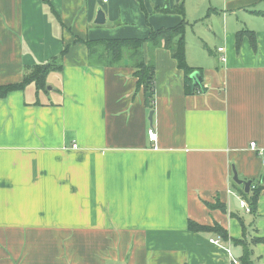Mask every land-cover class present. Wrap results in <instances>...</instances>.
<instances>
[{"label":"crops","instance_id":"crops-1","mask_svg":"<svg viewBox=\"0 0 264 264\" xmlns=\"http://www.w3.org/2000/svg\"><path fill=\"white\" fill-rule=\"evenodd\" d=\"M182 22L203 92L163 45L141 50L149 102L136 58L90 53ZM49 63L50 89L0 97V264H233L245 246L264 264V0H0V86ZM234 169L262 187L255 212Z\"/></svg>","mask_w":264,"mask_h":264},{"label":"trees","instance_id":"trees-1","mask_svg":"<svg viewBox=\"0 0 264 264\" xmlns=\"http://www.w3.org/2000/svg\"><path fill=\"white\" fill-rule=\"evenodd\" d=\"M176 11L182 14L184 13L183 9L180 8L176 9ZM186 25L187 24L185 22H182L175 27H171L168 29L163 28L154 31L148 38H128L126 40L114 39L113 41L103 42L105 43L103 46H106V48L101 52V54L104 56L103 59L110 63H114L117 60H121L124 55H126V53L130 54V56H132L133 58H136L138 69V72H136V74L139 78V83L140 85H145V89L148 92H153L155 87L154 81L156 76V68L153 64L146 63L144 61V57L141 50L146 42H150V44H153V46H157L159 44L163 45L165 48L170 50L173 57L177 60L178 68L183 69L187 75V94L203 92L206 87L204 85L202 86V88L195 87L190 77V75L194 71L199 69L192 67L187 60L185 38ZM241 39L242 37L237 38L238 46H240L241 44ZM252 43L253 46H256V38L254 36H252ZM92 48L93 47H89L91 55L97 52L96 50H92ZM63 52H66V49ZM52 66L53 65L51 63L40 65L38 68H35V70H33L34 73H32L31 75H27L24 82L21 84L12 85L9 87L0 86V97L5 96L12 88L23 87V85L29 82H36L37 86H39L40 88L46 87L47 89H49L46 83V77L51 71H53ZM199 71H201V73L203 72V70ZM251 182L252 184L249 193H247L243 188L240 190V193L242 197L248 201L251 212H255L258 207V202L260 199L259 196L262 187L254 183L253 180ZM253 184H255V186H253ZM210 206L223 208V204L219 201L216 204H211ZM189 229L193 231L212 230L216 231L220 236L224 238H226L227 236V231L224 228L220 227L218 223H215L214 225L203 226L191 220L189 222ZM251 253L252 252L250 251V249L245 246L244 253L242 255V260L237 264H255Z\"/></svg>","mask_w":264,"mask_h":264},{"label":"water","instance_id":"water-1","mask_svg":"<svg viewBox=\"0 0 264 264\" xmlns=\"http://www.w3.org/2000/svg\"><path fill=\"white\" fill-rule=\"evenodd\" d=\"M105 22H106L105 12L102 11L101 8H99V9H98L97 18H96V20H95V23H96V24H103V23H105ZM190 77H191V80H192L194 86H202V79H203V76H202L201 71H199V70L194 71V72L190 75ZM51 87H52V86H49V85H48V88H49V89H50ZM150 97H151V92H147V94H146V98H148V102L150 101ZM150 112H151V113H150L149 120H150V122L152 123L154 112H153V110H151ZM233 179H234V181H235L236 183L243 184V185L245 186V191H246L247 193H249L250 188H251V184H252V183H251L252 180L249 179V180L245 181V180H243V179H240L239 176H238V173H237L236 169H234V178H233Z\"/></svg>","mask_w":264,"mask_h":264},{"label":"built area","instance_id":"built-area-1","mask_svg":"<svg viewBox=\"0 0 264 264\" xmlns=\"http://www.w3.org/2000/svg\"><path fill=\"white\" fill-rule=\"evenodd\" d=\"M222 49H223V48H219L220 51H221ZM223 59H225V58L223 57ZM148 136H149V140H150L151 142L156 143L157 138H158V135H157V131L155 130V128H153V127H150V128H149V130H148ZM75 146H77V145L75 144ZM251 146L255 149V148H256V142H251ZM253 186H255V184H253ZM241 205H242V207L246 210V212H250V211H251V210H250L249 203H248L245 199L241 200ZM211 242H212V243H215V244H220V238H217V239H211ZM229 252H230V250H229ZM232 262H233L234 264H237V263H238L237 260H233Z\"/></svg>","mask_w":264,"mask_h":264},{"label":"rangeland","instance_id":"rangeland-1","mask_svg":"<svg viewBox=\"0 0 264 264\" xmlns=\"http://www.w3.org/2000/svg\"><path fill=\"white\" fill-rule=\"evenodd\" d=\"M205 20V19H204ZM206 21V20H205ZM200 45H202V43H200ZM193 46H195L191 41H190V44H189V46H188V48H190V51L191 52H193L197 57H198V59H201L202 58V53L203 52H201V49H200V47H197V48H195V47H193ZM202 47V46H201ZM106 48V46H99V47H93L92 48V50H96L97 52H95L93 55H97V57H104L102 54H101V52L104 50ZM199 48V49H198Z\"/></svg>","mask_w":264,"mask_h":264}]
</instances>
